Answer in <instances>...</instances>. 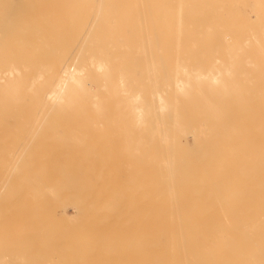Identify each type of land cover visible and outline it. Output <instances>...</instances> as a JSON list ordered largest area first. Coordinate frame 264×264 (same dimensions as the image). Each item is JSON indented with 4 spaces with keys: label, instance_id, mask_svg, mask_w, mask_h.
<instances>
[{
    "label": "bare ground",
    "instance_id": "6f19581e",
    "mask_svg": "<svg viewBox=\"0 0 264 264\" xmlns=\"http://www.w3.org/2000/svg\"><path fill=\"white\" fill-rule=\"evenodd\" d=\"M144 1L151 2L147 4ZM87 2L90 3H83L87 4L83 5L86 13L80 12L83 15L80 20L82 26L69 28L65 39L69 48L74 51L80 48L81 51L75 54V60L66 58L62 62L59 73L49 83V90L38 101L41 105H55L56 120L65 119L86 125L96 122L94 120L97 118L99 121L135 125L134 129H125L126 133H133L134 136H124V148L129 153L124 166L128 172L126 181L133 178L132 182L136 180L138 185L131 186L129 182L128 186L127 183L121 185L119 182L120 186L113 185L112 192L107 194L109 200L106 204L112 220L106 224L104 220L88 214L86 224L78 233L134 236L144 240L124 242L123 245L122 242H112L108 248L127 244L133 246L135 253L128 251L125 259L110 260L108 252H101L103 245L93 243L91 247L81 249L83 252L79 255L70 249L67 252V263L264 264V172L259 171L264 167L259 161L264 155L259 150L253 154L256 160L254 163L229 165V172H216L217 177L211 179L205 172L208 166L198 164L201 156H205L202 155L203 148L192 147L187 141L195 136L193 122L210 124V128L215 130L211 138H222L229 132L244 137L248 126L262 127L261 120L255 121L256 124L245 122V116L241 121L235 120L225 109L227 104L235 103L239 104L241 113H246L248 107L240 104L242 101L239 102L234 95L240 92L235 90L242 89L249 94V91L255 90L256 85L223 83V78L219 76L220 70L214 67L204 70L205 61L216 50L215 47L238 39L240 35L228 31L227 22L222 20V9L213 8V3L207 0ZM201 8L203 11L200 12ZM115 23L118 27L125 25L126 29L123 26L117 28ZM210 25H216L220 34L215 38L216 43L207 45L203 39H199L197 32ZM141 27L145 36L141 37L139 34L142 33H139L135 38L139 40L133 43L134 36L128 32L134 29L132 32L136 34L137 29L142 30ZM78 29L84 36H78L77 33L75 40L74 31L78 32ZM147 29L154 31V35ZM159 30L164 31L161 38L158 34H162V31ZM126 31L128 35H125ZM127 36L133 40L130 41ZM124 38L129 39L127 47ZM159 42H168L166 45L160 44L161 47L170 48L161 49ZM101 45L109 46L116 63L112 62V56ZM161 50L168 54L165 52L161 57ZM110 60L116 64H113L115 67L111 64L108 67ZM112 67L115 71H112ZM202 79L208 82L202 83ZM6 86L18 87L14 84ZM64 132H67V136L62 138L59 148L50 157L63 160L47 162L52 164L48 172L42 170L46 161L40 165H34L33 161L34 169L28 172L30 158L17 159L13 164L15 168H11L13 171L8 172L9 164L16 158L13 154L20 149L22 141L1 148L4 156L0 157V167L3 169L0 185L9 184V187L5 195H0V264H53L46 250L57 251L61 248L58 243L63 233L59 235V232L40 224L35 228L32 226L34 229L31 233L29 227L26 230L24 223L31 217L30 225L32 221L51 220L55 214L52 206L63 193L78 212L84 211L87 214L93 205L91 196L94 171L96 167L102 166L100 161L81 160L92 157V153L78 156L79 151L88 154L93 150L88 144L91 141L85 142L84 137L76 133L78 137H74L75 134L68 135L80 132V129ZM66 158L70 160H64ZM196 158V164L191 162ZM2 159H9V162L4 165ZM198 167L204 169L199 170ZM100 169L97 177L101 176ZM51 170H58L64 178L59 177L52 184L48 176ZM13 175L14 178L11 177ZM240 177L244 180L242 189L237 187ZM143 178L149 180L142 196L144 203L139 209L131 211V206L125 200L132 201L140 189L143 190ZM251 191L256 203L244 200L243 192ZM12 198L14 204L10 205L8 201L5 203ZM151 198L165 201L152 202L149 201ZM10 215L18 216L19 224L8 220ZM183 215L185 217H181ZM90 223L92 226L88 225ZM67 227L65 229L69 228L70 232V227ZM73 227L72 232H75L79 225L76 229ZM218 233H223L225 243L221 242L223 239L218 240ZM27 235H33L34 241ZM56 262L58 259H55Z\"/></svg>",
    "mask_w": 264,
    "mask_h": 264
},
{
    "label": "rangeland",
    "instance_id": "374dc122",
    "mask_svg": "<svg viewBox=\"0 0 264 264\" xmlns=\"http://www.w3.org/2000/svg\"><path fill=\"white\" fill-rule=\"evenodd\" d=\"M207 1L210 4L213 3V8L222 9L220 10L222 13V20L227 22L228 31L231 33L236 32L240 36H238V39L226 41V43L219 44L215 47L216 50H214V52L209 55L208 60L205 61L204 70L213 67L220 70L219 76L223 78V80H221L223 83L229 84L232 82V84L236 85H240L241 83L256 85L257 87H255V90H252L254 93L249 91V94H247L242 89L235 90H239L240 92L238 93L239 95L237 93L234 94L239 102L242 101L240 104L247 105L248 107L246 113H241L239 111V104L237 105L235 103L227 104L225 109H227V114L232 115L235 120L241 121L242 117L244 118L245 116L247 117L244 118L245 122H254L256 124L258 120H261L263 124L262 127L257 128L255 126H248L244 137H237L234 133L229 132L225 137L217 138L214 136L211 138V135H214L215 130L210 128V124L206 125L203 122H193L195 136L194 138H188L187 141H189L190 146L192 147L198 146L203 148L204 153L202 155L205 156L204 158L201 156L198 160V164L208 166L205 168L206 176L214 179L217 177L216 172H229L231 169L228 168L229 165L243 162L254 163L256 160L253 159V154L261 151V154L264 155V0ZM145 2L147 3V1H144V3ZM149 2L151 1H148L147 4H149ZM83 3L88 4L90 2H87V0H0V157L4 156V154H1V148L8 146L9 144H14L16 141H22L21 145H19L20 149L17 150V153L13 154L16 158L11 161L7 171L9 172L15 168L13 164L17 159L30 158L28 172L31 173L34 169L32 165L33 161L34 165H40L46 161V165L42 170L48 172V170L51 169L50 166L52 164H47V162L63 160L50 157H53L55 153L54 151L59 148L62 138L67 136V132L64 131L72 129H80V132H73L68 135L74 136L76 133L78 136L84 137L83 139H85V142L91 141V143L88 144L91 147L90 149L93 150H90L88 154H83L79 151L78 156L90 155V153H92L93 156L82 158L81 160L100 161L102 166L96 167L98 169L95 168L96 171H94V187L92 188L91 196L93 198L91 199L93 205L88 209L87 214L83 213L84 211H76L72 204L69 203V200L66 199L67 195L63 193L52 206L55 214L51 220L47 218L41 221H32L30 225L29 222L32 219L31 217V219L29 218V221L24 223L27 226L25 227L26 230L29 227L31 233L35 226L39 224L42 226L44 225L52 231L59 232V235L63 233L60 236V241L58 243L61 248L57 251L46 250L48 253L47 257L51 261H54L53 264H65V262L68 264L66 258L68 254L67 252L70 251V249L79 255L80 252H83L81 249L84 247H91L93 243L103 245L105 248L101 246V252H108L110 260L117 258L125 259L128 251H134L133 246L127 244L124 246H112L111 248H108L112 242H122L123 245L124 242H141L144 240L143 238L134 236L113 237L109 235H86L78 233L79 229L86 224L85 220L88 214L92 215L94 218L104 220L106 224L112 220L113 217L108 213L109 208H106V204L109 200L108 195L112 192L111 189L113 185L120 186L119 183L125 185L127 182H129L131 186L137 184L135 183L136 180L132 182L133 178H129L130 181H126L128 172L125 170L126 167L124 164L126 163V156L129 153L126 152L123 141L127 136L128 138L134 136L133 133H126L125 129H134L135 125L123 122V124L126 125L124 126L123 124H120L122 122L99 121L97 118L94 120L96 122L85 123L86 125H82V123L76 121H66L65 119L56 120L54 118L57 114L55 105L51 103H43L41 105L38 101V98L49 90V83L51 79L56 77L59 73L62 62L66 61V58H68V60H75L73 59L75 54H78L80 53L79 51H81L80 48L75 49V51L73 48H69L66 45V37L69 28L73 26H82L80 20L83 19V15L81 16L80 12L85 11L83 5L87 6V4ZM199 11L201 12L203 9L201 8ZM85 13L86 12H84V14ZM117 25L118 24L115 23V26ZM122 26L126 29L125 25H119V27ZM119 27L117 26V28ZM143 27L145 28L146 25ZM149 27L150 26H148V28ZM191 27H193V25ZM151 28L152 30L154 29V27ZM127 30H129L128 26ZM132 30L129 32L126 31L125 35H128V33L133 34L129 35L134 36V40L127 36L130 38V41L133 40V43L139 40H135L136 35L139 33L143 34H139L141 37L145 36L143 28V32L142 30L137 29L138 31L136 34L134 31L132 32ZM152 30L150 29L148 32H152ZM194 30L195 28L193 31ZM74 32L76 33V35L74 34L76 37L75 40H77V33L79 34L78 36H80V34L82 37L84 36V33H80L79 29L78 32L76 30ZM163 32L164 31H162V34H158L160 38L163 36ZM90 33H92V31L89 32V34ZM219 34L220 31L216 30V25H210L204 30L197 32L199 39H203L207 45L216 43L215 38ZM128 38H124V42L126 41L125 43H127L125 44V47L128 45ZM160 43L162 45L169 44L168 42H159L158 44L161 49L164 46L161 47ZM102 47L104 51L109 53L110 56H112L111 58H113V55L109 51V46L106 45ZM166 47L170 48L168 46ZM166 47H164V49H166ZM165 52L167 55V51ZM165 52H162L161 50L159 55L164 56ZM168 52H170V50H168ZM157 57L159 58V56ZM111 60H113L112 62H115L116 59L114 60L113 58ZM111 60L109 61L108 67L111 65L114 66L113 64L116 63H112ZM113 69L112 71H115V68ZM201 82L204 83L208 81L202 79ZM12 84L18 85V87L9 88L6 86ZM62 114L63 113L61 112L60 115ZM116 128H118V130ZM227 130L228 129H226V131ZM121 133H124V135ZM76 134L74 137H78ZM93 136L94 141H97L95 144ZM99 144L102 150L100 146H98ZM34 156L35 158H32ZM2 160L4 165L9 162V159ZM64 160L70 159L66 158ZM259 161L264 164V157ZM191 162L196 164L197 158ZM113 164H115V168ZM111 167L113 168L111 169ZM99 169L101 170V176L97 177ZM198 169L203 170L204 168L198 167ZM259 171L264 172V167L260 168ZM2 172L3 169L0 167V174ZM13 174H15V172H13ZM45 176H47L46 173ZM48 176L51 177L49 178L52 184H54L55 179L59 177L64 178V176L59 174L58 170H51ZM130 176L131 175L129 174V177ZM11 177L14 178V175ZM108 177L110 178L108 179ZM115 178L116 182H114ZM243 181L244 180L240 177L237 185L239 189H242L244 186ZM148 182V179L143 178V190L140 189L135 195V199L132 201L129 199L125 200V203L131 206L129 210L134 211L142 206L144 203L142 196H144L146 184L149 185ZM100 183L101 188H99ZM128 185L129 184L127 183V186ZM8 187L9 184L0 185V191L2 190L0 193L1 196L5 195ZM99 189H101L100 193ZM243 193L245 195L244 200L249 203L257 202V200L254 199V195H252V191ZM7 201L10 205L14 204L13 198L9 200L7 199L5 203H7ZM149 201L159 203L165 200L151 198ZM65 202H68L69 204L67 205ZM201 202H206V200L199 201V203ZM261 202L263 201H258V203ZM49 203H51L50 200ZM17 217L18 216L10 215L8 220H14L15 222H13V224H19ZM62 217L66 219L65 222V219L62 220ZM181 217L185 216L183 215ZM202 218L206 217L202 216ZM83 219L84 221H82ZM132 219H134V217ZM62 223H70V225H65L70 227V232H72V227L73 225L75 226V224L77 225L75 227L78 228L79 225V228L71 234L68 232L69 228L67 227L68 230H66ZM88 225L92 226L91 223ZM222 234L218 233V240L220 241L223 239L221 242L225 243L226 239ZM64 235H66V237H64ZM27 236L34 241L33 235ZM140 251L141 247H139L138 252ZM55 259H58V262L55 263Z\"/></svg>",
    "mask_w": 264,
    "mask_h": 264
}]
</instances>
